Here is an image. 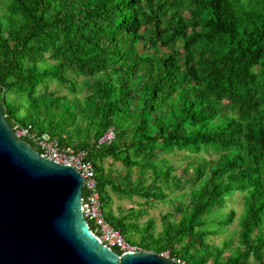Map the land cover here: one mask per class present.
<instances>
[{
  "label": "trees",
  "instance_id": "obj_1",
  "mask_svg": "<svg viewBox=\"0 0 264 264\" xmlns=\"http://www.w3.org/2000/svg\"><path fill=\"white\" fill-rule=\"evenodd\" d=\"M0 102L11 124L88 151L107 219L145 236L144 250L191 264H264V0H0ZM110 127L113 141L97 146ZM174 149L198 154L189 201L175 199L179 219L170 214L153 233L151 219L117 217L111 192L148 199L165 197L171 179L182 186L158 157ZM108 156L125 165L123 186L104 171ZM236 191L238 239L225 254L228 241L207 237L236 212L215 227L208 215Z\"/></svg>",
  "mask_w": 264,
  "mask_h": 264
},
{
  "label": "water",
  "instance_id": "obj_2",
  "mask_svg": "<svg viewBox=\"0 0 264 264\" xmlns=\"http://www.w3.org/2000/svg\"><path fill=\"white\" fill-rule=\"evenodd\" d=\"M82 188L74 167L17 138L0 102V264H174L102 244L82 216Z\"/></svg>",
  "mask_w": 264,
  "mask_h": 264
},
{
  "label": "rangeland",
  "instance_id": "obj_3",
  "mask_svg": "<svg viewBox=\"0 0 264 264\" xmlns=\"http://www.w3.org/2000/svg\"><path fill=\"white\" fill-rule=\"evenodd\" d=\"M72 79L75 84L79 87H82L83 76L81 75H72ZM70 86V83H68ZM50 90H54L56 95L67 94L68 96L72 95V91L68 86H62L51 82L49 85ZM87 88H82L81 91H78L77 95L82 97ZM198 154L189 153L186 150H177L166 151L158 154L159 158H164L169 165L173 167L171 175H176L182 186L176 187L175 182L171 179L167 185L163 187V191L166 194L165 197L159 198H146L144 196H139L137 194L132 195L131 197L123 196L119 197L116 193L111 192L112 203L110 205L111 211L117 216L121 217L128 215L126 221H134L138 224H145L150 219L153 220V233H157L162 229V224L166 223L168 220L172 219L170 214H174V219L178 220L180 217V210L175 211L174 206L177 204V200L180 199L183 202L187 203L189 201V192L190 188L193 185L194 169L195 165H190L194 160V156ZM199 155L206 159L211 160L215 157V153H203L200 152ZM98 161V160H97ZM101 164L105 172H110L113 176L118 178V182L121 185L122 177L127 172V169L121 160H114L111 156L103 158ZM132 169V175L133 173ZM151 170H146L144 176H146L145 184H150L152 182V176H150ZM129 174V176L132 177ZM160 183V182H157ZM123 186V185H121ZM243 193L236 191L234 194L226 197L225 203L220 210H217L208 215V219H211L213 223L210 224L211 227H215L218 224V221L223 218L225 213H228L230 210H235L236 215L232 223L222 226L220 231L216 234H210L207 237V241L210 244H215L221 246L224 241H228V248L225 251V254L229 253V249L233 248L237 244L239 225L238 217L242 210V200ZM174 201H171V200ZM104 212L106 209L103 207ZM141 210V212L134 214V211ZM106 213V212H105ZM123 236L130 242L141 246L143 249L148 244V240L145 239V236H142L140 233H137L136 230L121 232ZM152 246V244H151Z\"/></svg>",
  "mask_w": 264,
  "mask_h": 264
},
{
  "label": "built area",
  "instance_id": "obj_4",
  "mask_svg": "<svg viewBox=\"0 0 264 264\" xmlns=\"http://www.w3.org/2000/svg\"><path fill=\"white\" fill-rule=\"evenodd\" d=\"M11 125L17 138L28 141L42 156L72 166L81 174L83 179L80 199L82 216L91 232L102 244L113 250L117 249L120 255L125 252L144 250L141 246L127 240L121 231L107 219L100 198L94 163L89 158L87 150L64 145L48 131L36 130L31 124L23 125L14 122ZM114 137L115 131L110 127L98 138L97 146L110 143ZM158 255L174 264H191L180 256L172 254L169 249L159 252Z\"/></svg>",
  "mask_w": 264,
  "mask_h": 264
}]
</instances>
